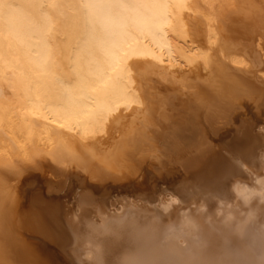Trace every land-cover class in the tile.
Returning <instances> with one entry per match:
<instances>
[{"label":"bare ground","instance_id":"obj_1","mask_svg":"<svg viewBox=\"0 0 264 264\" xmlns=\"http://www.w3.org/2000/svg\"><path fill=\"white\" fill-rule=\"evenodd\" d=\"M0 166V264H264V0H0Z\"/></svg>","mask_w":264,"mask_h":264},{"label":"rangeland","instance_id":"obj_2","mask_svg":"<svg viewBox=\"0 0 264 264\" xmlns=\"http://www.w3.org/2000/svg\"><path fill=\"white\" fill-rule=\"evenodd\" d=\"M174 84L180 85L183 89H185L182 85L185 83L184 81H181V78L178 77L176 81H173ZM192 95L188 96L187 100L189 102V100H192ZM44 172L46 176H53V174H50L49 172H51V168H49L48 166H45ZM9 171L5 168V166H0V181H5L4 177H9L10 174L8 173Z\"/></svg>","mask_w":264,"mask_h":264}]
</instances>
